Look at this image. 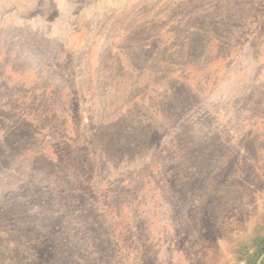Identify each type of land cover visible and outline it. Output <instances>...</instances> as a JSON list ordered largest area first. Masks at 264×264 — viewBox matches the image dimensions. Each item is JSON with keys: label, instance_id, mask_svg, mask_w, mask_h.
Instances as JSON below:
<instances>
[{"label": "rangeland", "instance_id": "obj_1", "mask_svg": "<svg viewBox=\"0 0 264 264\" xmlns=\"http://www.w3.org/2000/svg\"><path fill=\"white\" fill-rule=\"evenodd\" d=\"M264 0H0V264H256Z\"/></svg>", "mask_w": 264, "mask_h": 264}, {"label": "water", "instance_id": "obj_2", "mask_svg": "<svg viewBox=\"0 0 264 264\" xmlns=\"http://www.w3.org/2000/svg\"><path fill=\"white\" fill-rule=\"evenodd\" d=\"M263 261H264V252H263V254L260 256V258L258 259L257 264H262Z\"/></svg>", "mask_w": 264, "mask_h": 264}, {"label": "crops", "instance_id": "obj_3", "mask_svg": "<svg viewBox=\"0 0 264 264\" xmlns=\"http://www.w3.org/2000/svg\"><path fill=\"white\" fill-rule=\"evenodd\" d=\"M257 264V263H256ZM262 264H264V261H263V263Z\"/></svg>", "mask_w": 264, "mask_h": 264}, {"label": "flooded vegetation", "instance_id": "obj_4", "mask_svg": "<svg viewBox=\"0 0 264 264\" xmlns=\"http://www.w3.org/2000/svg\"><path fill=\"white\" fill-rule=\"evenodd\" d=\"M260 258V257H259Z\"/></svg>", "mask_w": 264, "mask_h": 264}]
</instances>
